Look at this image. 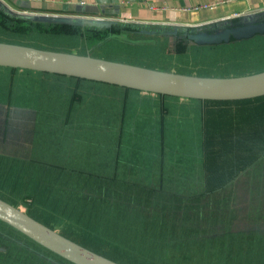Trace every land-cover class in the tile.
Wrapping results in <instances>:
<instances>
[{
	"label": "trees",
	"instance_id": "obj_1",
	"mask_svg": "<svg viewBox=\"0 0 264 264\" xmlns=\"http://www.w3.org/2000/svg\"><path fill=\"white\" fill-rule=\"evenodd\" d=\"M255 19L264 20V14ZM246 22L248 21L233 19L228 23L211 25L207 30L215 32ZM124 32L130 37H132L131 33L140 32L154 34V37L140 38L148 40V43L142 45L112 37L113 34ZM190 32L193 30L187 27L136 26L112 21L106 24H93L80 21L57 23L49 20H33L9 11L0 3V35L6 40L31 46H42L49 41H55L69 46L66 48L78 53H90L93 56L103 50L117 51L114 49L124 54L122 56L127 53L134 55L141 52L138 49H155L153 45L158 44L159 38H164L167 34L189 40L187 35ZM253 38L255 36L250 39L231 40L228 43L197 45L214 47V51L219 53L220 46L224 48L233 43L252 42L250 49L252 56L256 57L264 53V34L256 38L262 41L260 44L255 43ZM234 48L239 50L236 46ZM234 48L232 49L235 50ZM230 55L227 54L226 57L230 58ZM262 59L264 57L259 61L255 59L254 62L251 61L243 67L247 70H257L256 66L262 65L264 68ZM77 87L78 84L74 93L69 96L66 109L70 110L74 107L77 111L78 106L89 103V100L83 101V95L77 91ZM158 95L159 102L147 100L146 105H151L149 107L141 104L144 106L143 111L136 113L133 108L135 122L132 124L129 118L126 119L125 97L119 110L110 109L109 116L104 117L111 124L112 111L114 119L120 123L116 129V135L119 132L118 142L109 147L105 145V150L104 146L103 149L100 147L98 150H101L100 153L103 155L106 152V157H109L111 152L110 157H113V160L110 159L115 166L114 169L125 166L127 178H106L103 174L85 171L79 174L85 175L84 181L93 180L95 193L101 192L100 187L109 188L107 184L117 183L120 190L116 191V199L121 202L126 196L127 202L121 203L122 205L146 209L150 214L151 211L158 213L151 221L161 216L169 218L175 214V224L171 227L167 225V229L171 230L168 232L165 244L178 246L181 251L185 250L184 243L175 244L178 238L194 243L193 248L200 245L205 256L203 264H255L256 261L264 264V253L258 257L252 249L264 239V221L260 223L264 219L258 220L259 212L248 213L246 210L248 206L244 205L252 201L264 200V96L241 100L182 98L196 101V104L188 105L186 102L168 104L169 101L165 100V97L173 98L175 101H179L180 98ZM154 103L156 106H153ZM141 117L147 120L143 127L139 123ZM68 120L70 121V118ZM184 126L185 130L180 134L179 131ZM107 134L111 136V129ZM142 140H146L147 143L143 145ZM137 146L138 149L135 151ZM130 149L131 153H128ZM138 166L141 167L140 170L137 169ZM168 168L174 171L172 174L174 179L172 176L168 177L173 181L182 182L185 185L183 190L170 189L166 186L164 175H171V170ZM121 170L116 174L122 175ZM136 175L143 178L141 184H137ZM84 183L81 182L87 187L88 184ZM124 185L130 190L129 192L124 190ZM166 198L170 200L179 198V204H173L172 201L165 202ZM146 200L148 204L144 205L142 202ZM233 216L240 218L237 223ZM249 220L254 221L255 225L241 228L240 225L247 224L246 221ZM158 225L159 221L154 220L152 226ZM165 244L160 249L161 252L148 247H145V250L161 264L191 262L188 260L192 255L185 253L170 259L171 250L165 249ZM210 249L214 250L211 255L208 252ZM8 252L10 255L7 254ZM6 256L15 261L21 258L24 264H73L0 220V260Z\"/></svg>",
	"mask_w": 264,
	"mask_h": 264
},
{
	"label": "rangeland",
	"instance_id": "obj_2",
	"mask_svg": "<svg viewBox=\"0 0 264 264\" xmlns=\"http://www.w3.org/2000/svg\"><path fill=\"white\" fill-rule=\"evenodd\" d=\"M132 25L140 26L141 24ZM130 35L133 39L154 37V34L142 32L131 33ZM155 36L159 37V35ZM256 38H258V35L253 38L255 43H262L261 40L259 41ZM0 41L15 43L14 41L6 40L1 35ZM242 44L244 46H240ZM251 44L252 42H244L241 44L233 43L231 46L224 48L220 46L221 51L217 53L214 51V47L198 46L199 44L197 45L190 40L175 38L167 34L164 38H159V43L153 45V48H155L153 50L143 48L138 49L142 53L139 52L134 55L127 53V55L122 56L124 54L119 53L118 49H114L117 51L108 49L110 51L103 50V52L100 51L95 56L175 73L203 77H231L246 75L264 69L262 65L256 66L257 70H247L243 67L251 61L254 62L255 59L259 61L264 57V53L256 57L252 56ZM34 46L49 50L78 53L75 50L66 48L69 46L55 41H49L42 46ZM235 46L239 50L234 48ZM228 48L231 50H228ZM227 54H231L230 58L226 57ZM27 73L26 78L30 73L31 75L25 81L26 87L19 86L24 82L16 78L11 86V91L5 90L0 95V101L11 102L18 107L27 105L31 106V109L33 107L36 109L35 115L39 114L40 118L37 123L34 121V124L36 125V135H38L36 139L39 138V142L34 139L35 142H32V149H39L44 154H41L44 158L41 161H9L0 159V198L18 206L32 217L64 236L117 262L122 264H161L147 254L145 247L161 252L160 249L166 243L168 232L171 230L167 229V225L171 227L175 224V214L169 218L161 216L154 219L159 221V225L154 227L152 226L154 220H151L158 213L151 211L152 214H150L146 209L122 205L121 203L127 202V198L125 196L121 202L116 199V191L120 190L117 187V183L107 184L109 188L100 187L101 192L95 193L92 185L93 180L84 181L85 175L79 174V172L85 171L93 174H103L106 178H127L125 166L114 169L115 166H113L110 159L112 158L113 160V157H110V155L112 156L111 152L109 157H106V152L103 155L100 153L101 150H98L102 146H104L105 150V145L109 147V145L118 142L117 136L119 132L116 135V129H118L120 123L114 119L112 111L111 124L104 117L109 116L108 110L120 109L124 99L123 93L121 94L105 85H98L95 88L79 82L77 91H80L83 95V101L89 100V103L78 106L77 111H69L67 113L66 103L69 96L75 91L73 83L63 75H55L58 78L50 79L43 76H34L32 70ZM1 83H3V80H0ZM134 92L135 95L129 94L126 100V119H130V124L135 122L134 109L136 113L143 111L144 106L139 101L145 98L152 100L148 96L150 94L158 95L138 90H133ZM139 94H144L145 96ZM46 96L47 104L45 107L43 99ZM54 96L57 97L60 109L57 108L58 105L54 108L51 106V100L54 99ZM23 99L25 103H22ZM165 99L173 98L165 97ZM167 101L168 104L176 102ZM166 102L165 104L167 105ZM186 103L188 105L192 104L188 101ZM75 116L78 117L77 122L75 121ZM69 118L70 121L68 120ZM139 123L143 127L146 125L147 120L145 121L141 117ZM110 129L111 136L107 134ZM184 130L185 126L179 133L182 134ZM146 143V140H142L143 145ZM137 149L138 146L137 148L135 147V151ZM128 153H131V149ZM140 168V166L137 167L138 170ZM168 169L171 170V175H164L166 186L170 187V189L179 188L183 190L185 185L182 182L173 181L168 177H173L172 174L174 173L172 169ZM120 170L123 174H116L120 173ZM138 170H136L137 173H139ZM179 175L177 178H179ZM31 177L33 178L32 181H30ZM136 177L137 184H141L140 181L143 178L140 175H136ZM81 182H85L84 184H88V186L82 185ZM124 190L126 192L130 191L126 185H124ZM147 201L142 203L144 205L148 204ZM170 201L173 204H179V198L175 200L165 199V202ZM244 205L248 206L246 208L248 213L259 212L257 215L258 220L264 219L262 217L264 216V200L260 202L252 201ZM233 219L237 223L240 218L233 216ZM263 221H260V223ZM246 222L247 224L240 225L241 228H249V226L255 225L252 220ZM163 223L165 224L162 225ZM181 243H184V251H181L178 246L174 247L171 244H165V249L171 250L170 259L173 256H180L185 253L186 255H192L190 260H188L191 261L189 264L204 263V251L200 245H196L193 248L194 243L184 241L181 238H178L175 244L181 245ZM252 249L258 254V257H261L264 253V239L259 245H254ZM212 251L214 250H208L210 255ZM134 253L140 257H137ZM7 254L10 255L9 252ZM23 262L21 258L15 261L10 260L7 256L0 260V264H24ZM180 264L184 263L181 262ZM255 264L262 263L256 261Z\"/></svg>",
	"mask_w": 264,
	"mask_h": 264
},
{
	"label": "water",
	"instance_id": "obj_3",
	"mask_svg": "<svg viewBox=\"0 0 264 264\" xmlns=\"http://www.w3.org/2000/svg\"><path fill=\"white\" fill-rule=\"evenodd\" d=\"M0 3L9 11L33 20H49L57 23L80 21L93 24L111 22L100 18L21 13L1 1ZM262 14L264 11L238 18L248 22L215 32L207 30L214 24L195 27V29L192 27L189 29L193 32L188 33L187 38L199 45H214L263 35L264 20L255 19ZM112 37L131 44L148 43V40L133 39L126 32L113 34ZM0 66L64 75L186 99L241 100L264 96V69L240 76L203 77L104 59L90 53L78 54L2 41H0ZM0 220L73 264H122L64 236L2 198H0Z\"/></svg>",
	"mask_w": 264,
	"mask_h": 264
},
{
	"label": "crops",
	"instance_id": "obj_4",
	"mask_svg": "<svg viewBox=\"0 0 264 264\" xmlns=\"http://www.w3.org/2000/svg\"><path fill=\"white\" fill-rule=\"evenodd\" d=\"M9 8L21 12V13H33V14H45V15H57V16H72V17H89L106 19L116 23H130L141 25H152L158 27H187L195 28L206 25L215 24L224 20H233L241 17H247L253 14L264 11V0H0ZM212 8H200L197 10L183 11L182 7H194L202 4L218 3ZM152 6H166L165 10L154 9ZM30 70L24 69H12L10 67L0 66V80L3 83L0 84V95L5 90L11 91L16 78L24 83L19 86L26 87L25 81L27 72ZM34 76L46 77V78H58V74L45 73L32 71ZM52 75V76H50ZM56 75V76H55ZM50 76V77H48ZM64 76V75H63ZM73 86L83 82L89 86L95 87L108 86L111 89L117 90L119 93H123L126 98L133 93L132 90H127L118 86H109L104 83H97L89 80H77L74 77L66 76ZM44 79V78H40ZM40 81V80H38ZM42 82V81H40ZM15 90V89H14ZM13 91V90H12ZM24 92V91H23ZM24 95V93H22ZM138 94V93H136ZM22 95V96H23ZM143 95L144 94H139ZM152 98L153 102H159V95H148ZM46 107L47 96L43 99ZM149 100L145 98L142 101L146 107ZM175 101L173 99H165ZM51 106L58 107L57 97L51 100ZM189 102L196 104V101H189L180 99L176 102ZM25 103V100H22ZM40 103V100H39ZM67 106V105H66ZM156 106V103L153 104ZM58 109V110H59ZM40 111V110H38ZM73 112L76 109H66V112ZM36 109L31 106L22 105L21 107L12 104L11 102L0 101V159H6L9 161H41L44 155L41 151L32 149V142H39V138L36 139V125L39 117L35 115ZM32 113V114H31ZM75 121H78V117L75 116ZM35 134V135H34ZM34 135V136H33ZM34 141V142H35ZM33 150V151H32ZM42 154V155H41ZM26 169V168H24Z\"/></svg>",
	"mask_w": 264,
	"mask_h": 264
},
{
	"label": "built area",
	"instance_id": "obj_5",
	"mask_svg": "<svg viewBox=\"0 0 264 264\" xmlns=\"http://www.w3.org/2000/svg\"><path fill=\"white\" fill-rule=\"evenodd\" d=\"M221 3L218 2V3H206V4H202V5H199V6H194V7H182L181 10L183 11H191V10H197V9H200V8H212V7H215L217 4ZM152 8L154 9H162V10H165L167 7L166 6H162V7H158V6H152Z\"/></svg>",
	"mask_w": 264,
	"mask_h": 264
},
{
	"label": "flooded vegetation",
	"instance_id": "obj_6",
	"mask_svg": "<svg viewBox=\"0 0 264 264\" xmlns=\"http://www.w3.org/2000/svg\"><path fill=\"white\" fill-rule=\"evenodd\" d=\"M41 176V175H40ZM33 180V178L31 177V181ZM49 192H51V191H49Z\"/></svg>",
	"mask_w": 264,
	"mask_h": 264
}]
</instances>
